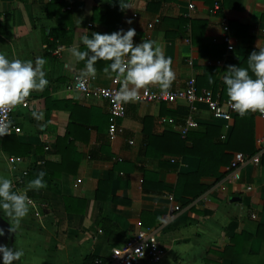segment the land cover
Instances as JSON below:
<instances>
[{
    "label": "crops",
    "instance_id": "crops-1",
    "mask_svg": "<svg viewBox=\"0 0 264 264\" xmlns=\"http://www.w3.org/2000/svg\"><path fill=\"white\" fill-rule=\"evenodd\" d=\"M126 2L130 8L121 10L118 0H0V53L45 58L49 81L27 97V110L17 108L13 125L21 134L0 139V175L14 191L41 172L46 183L27 192L32 204L15 233L0 212V245L24 252L13 264H84L90 257L109 260L142 231L165 248L159 264H264V152L258 165L232 168L260 150L259 111L237 113L225 132L205 105L195 104L199 129L183 138L187 103L129 102L109 142L107 103L66 91L73 76L84 77L85 62L70 51L87 50L83 36L133 28L137 43L155 41L172 59L175 80L167 91L194 78L199 93L228 101V66L247 67V56L264 48V0ZM216 2L220 10L212 13ZM107 63L96 62L92 86L120 89L103 72ZM145 89L161 91L150 85L138 94ZM160 118L175 123L159 124ZM198 135L209 137L210 150ZM199 155L208 156L210 174L199 173Z\"/></svg>",
    "mask_w": 264,
    "mask_h": 264
},
{
    "label": "clouds",
    "instance_id": "clouds-1",
    "mask_svg": "<svg viewBox=\"0 0 264 264\" xmlns=\"http://www.w3.org/2000/svg\"><path fill=\"white\" fill-rule=\"evenodd\" d=\"M112 3V0H108ZM121 10L130 8L126 0H118ZM128 23H131L129 20ZM136 31L119 29L111 33L92 32L85 35L81 42L86 51L70 49L77 61H84L82 76H96L97 61H106L103 72L110 79L119 82L121 87L114 99L129 103L138 99V91L150 85H158L161 91H167L175 80L172 59L166 57L155 41L144 40L134 44ZM43 57L32 60L9 59L0 53V110H10L22 105L32 91H43L49 81L46 79ZM247 67L229 65L223 83L226 86L228 103L241 117L249 112L264 113V48L252 51L246 60ZM251 73V75H250ZM113 74H115L113 76ZM255 77L254 79L252 77ZM211 82V81H210ZM43 119V114L36 116ZM10 122H0V137L9 134ZM45 173L28 182L22 192L13 190V181L0 175V212L8 218L9 232L15 233L21 220L29 213L32 204L27 192L46 187ZM5 232L0 229V236ZM0 264H13L24 256L22 250H13L0 245Z\"/></svg>",
    "mask_w": 264,
    "mask_h": 264
},
{
    "label": "built area",
    "instance_id": "built-area-1",
    "mask_svg": "<svg viewBox=\"0 0 264 264\" xmlns=\"http://www.w3.org/2000/svg\"><path fill=\"white\" fill-rule=\"evenodd\" d=\"M193 10V7H191ZM220 10V3L216 2L212 9V13H217ZM158 23V21H156ZM153 25H148L151 30ZM222 42L229 45L231 42L230 29L226 24L222 26ZM134 44H137V33L133 38ZM93 78L73 76L70 83L66 85L68 93H77L83 97L103 100L108 105L109 126L107 129V138L109 142H113L117 137L118 123L124 117L127 103L115 101L114 97L118 92L116 87H94L92 86ZM115 84L118 82L113 80ZM136 103H158L166 105H174L178 102H185L189 105L188 114L182 120V125L179 127V134L185 138L189 133L199 129V124L195 119L196 108L195 104H203L211 116L224 123L225 132L231 128V122L234 115L237 114L232 110L228 101H221L218 96H215L211 91L198 92L194 78H190L184 89L179 91H151L145 89L138 94ZM21 107L24 110L29 108V99L26 98L22 105H18L10 110H0V122H10L9 134L19 135L21 129L13 125V117L17 108ZM261 118H264V113L259 112ZM175 120L171 118H160L159 124L174 125ZM5 135V136H7ZM0 137V139L4 138ZM225 139V136L221 138ZM132 144V142H129ZM264 152V140L261 143L260 150L254 156H245L239 163L233 164L232 168L236 169L245 165H258L260 158ZM169 200L173 201V197L169 196ZM166 250L156 240L151 238L147 232H138L126 239L120 247L113 249L111 257L106 264H159L165 257ZM100 264V262L98 263Z\"/></svg>",
    "mask_w": 264,
    "mask_h": 264
},
{
    "label": "trees",
    "instance_id": "trees-1",
    "mask_svg": "<svg viewBox=\"0 0 264 264\" xmlns=\"http://www.w3.org/2000/svg\"><path fill=\"white\" fill-rule=\"evenodd\" d=\"M47 43V46L49 47V48H54V44L52 45V44H50L48 41L46 42ZM197 138H198V140H200L201 142H204L205 144H207L208 145V148H209V150H210V142H209V137L208 136H206V135H198L197 136ZM199 157H200V159H201V163H202V161H203V167H201V169H200V174L201 175H205V174H210V172L209 171H206V169L204 168V166H205V164H206V162H207V160H208V156H204V155H199ZM209 163H210V161H209ZM100 262V264H106L108 261L106 260V259H102V258H93V257H90V258H87L85 261H84V264H98Z\"/></svg>",
    "mask_w": 264,
    "mask_h": 264
}]
</instances>
